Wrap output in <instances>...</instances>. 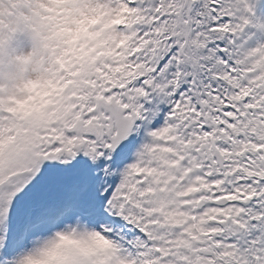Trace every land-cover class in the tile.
<instances>
[{
    "label": "snow or ice",
    "instance_id": "6c2138e0",
    "mask_svg": "<svg viewBox=\"0 0 264 264\" xmlns=\"http://www.w3.org/2000/svg\"><path fill=\"white\" fill-rule=\"evenodd\" d=\"M0 264H264V0H0Z\"/></svg>",
    "mask_w": 264,
    "mask_h": 264
}]
</instances>
